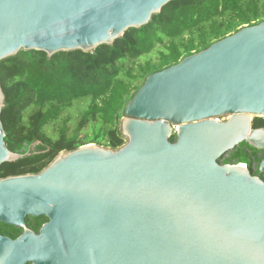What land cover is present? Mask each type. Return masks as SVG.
I'll return each mask as SVG.
<instances>
[{"label":"water","instance_id":"water-1","mask_svg":"<svg viewBox=\"0 0 264 264\" xmlns=\"http://www.w3.org/2000/svg\"><path fill=\"white\" fill-rule=\"evenodd\" d=\"M172 1L0 0V62L92 53ZM3 105L0 86V116ZM254 117L264 118V21L150 74L125 106L117 150L85 145L1 179L0 223L48 222L0 236V264H264V180L220 163L244 143L264 152ZM4 138L0 120V167L23 158Z\"/></svg>","mask_w":264,"mask_h":264},{"label":"trees","instance_id":"trees-1","mask_svg":"<svg viewBox=\"0 0 264 264\" xmlns=\"http://www.w3.org/2000/svg\"><path fill=\"white\" fill-rule=\"evenodd\" d=\"M263 21L264 0H175L147 25L93 51L101 62L91 61V53L48 58L38 51L1 61L5 146L23 158L2 164L0 179L38 174L59 153L85 145L117 150L126 142L120 132L125 106L150 74ZM78 105L83 109L71 128L68 113ZM251 125L264 128V119L254 117ZM253 150L241 144L221 164H245L264 180L258 169L251 170L250 159L257 160Z\"/></svg>","mask_w":264,"mask_h":264},{"label":"flooded vegetation","instance_id":"flooded-vegetation-1","mask_svg":"<svg viewBox=\"0 0 264 264\" xmlns=\"http://www.w3.org/2000/svg\"><path fill=\"white\" fill-rule=\"evenodd\" d=\"M251 153L253 154V152ZM255 157L260 164V162L264 160V152H257ZM47 222L48 220L45 217H27L24 222V228H20L17 226H9L7 224L0 223V236L8 238L10 240H15L23 234L24 229H27L33 232L34 234L38 235L41 227Z\"/></svg>","mask_w":264,"mask_h":264},{"label":"rangeland","instance_id":"rangeland-1","mask_svg":"<svg viewBox=\"0 0 264 264\" xmlns=\"http://www.w3.org/2000/svg\"><path fill=\"white\" fill-rule=\"evenodd\" d=\"M69 53H71L70 55H75V56H78V57L83 55V53L80 52V51H75L74 53L69 52ZM88 55H91V56H89V58H91V61L93 60V62H95V63L101 62L103 60V57L100 54H93L92 55V53H91V54H88ZM81 109H83L82 105H78L77 107H73L72 109H70L68 115L71 118V122L69 123V125H71V128L75 127V125H76V123L78 121V117H79V113H80ZM220 120L222 121V120H225V119H220ZM230 153L231 152L227 153L224 157H222V159L220 160V163H222L224 159H227L229 157L228 155ZM250 160L252 162L251 163V170L254 173H256V170L259 167V162L257 160H254V158H251Z\"/></svg>","mask_w":264,"mask_h":264}]
</instances>
